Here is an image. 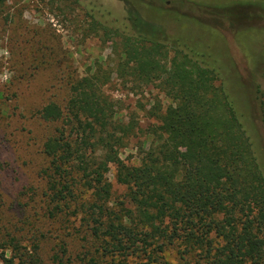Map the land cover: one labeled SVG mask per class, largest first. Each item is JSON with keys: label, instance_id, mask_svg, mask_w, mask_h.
<instances>
[{"label": "rangeland", "instance_id": "rangeland-1", "mask_svg": "<svg viewBox=\"0 0 264 264\" xmlns=\"http://www.w3.org/2000/svg\"><path fill=\"white\" fill-rule=\"evenodd\" d=\"M129 12L159 39L187 38L203 52L218 73L213 85L224 82L264 170V125L252 94L255 85L264 86V0H6L0 7V252L7 256L23 255L27 264H86L88 258L119 264L91 232L95 204L103 221L117 215L128 224L125 211L133 205L117 164L104 175L107 196L78 174L70 199L57 202L43 146L57 129L70 127L73 84L94 77L113 124L126 129L117 133L119 161L139 166L147 129L172 101L158 81L146 83L121 68V37L132 32ZM49 103L62 119L40 117ZM151 248L149 261L141 250L128 251L129 264H209L200 249L180 241L160 252Z\"/></svg>", "mask_w": 264, "mask_h": 264}, {"label": "trees", "instance_id": "trees-1", "mask_svg": "<svg viewBox=\"0 0 264 264\" xmlns=\"http://www.w3.org/2000/svg\"><path fill=\"white\" fill-rule=\"evenodd\" d=\"M127 20L132 32L121 37V68L146 83H161L172 104L160 123L147 129L149 146L139 166L127 167L115 149L123 142L117 133L126 129L113 124L96 78L74 83L66 114L70 127L57 129L43 146L53 200L70 199L78 174L98 195L107 196L104 175L109 164H117V178L126 184L133 205L125 211L128 224L117 215L103 221L102 207L95 204L99 213L91 211V232L119 264H129L126 254L134 250L149 261L150 246L160 252L175 241L200 249L209 264H264V170L224 82L213 85L217 71L187 38L159 39L135 14L129 12ZM252 94L264 125V86L255 85ZM40 117L52 121L63 115L49 103ZM0 264L27 262L1 249ZM86 264L97 262L88 258Z\"/></svg>", "mask_w": 264, "mask_h": 264}]
</instances>
